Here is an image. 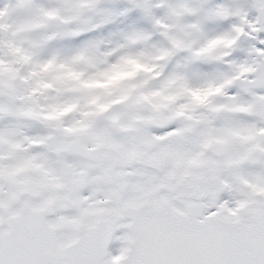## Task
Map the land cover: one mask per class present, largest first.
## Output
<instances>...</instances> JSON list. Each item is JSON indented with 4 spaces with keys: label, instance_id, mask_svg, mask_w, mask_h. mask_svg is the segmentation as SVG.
I'll list each match as a JSON object with an SVG mask.
<instances>
[{
    "label": "snow or ice",
    "instance_id": "snow-or-ice-1",
    "mask_svg": "<svg viewBox=\"0 0 264 264\" xmlns=\"http://www.w3.org/2000/svg\"><path fill=\"white\" fill-rule=\"evenodd\" d=\"M0 264H264V0H0Z\"/></svg>",
    "mask_w": 264,
    "mask_h": 264
}]
</instances>
